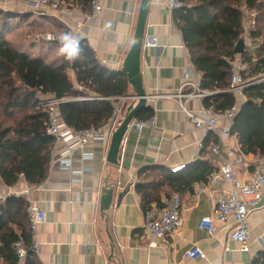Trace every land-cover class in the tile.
Returning a JSON list of instances; mask_svg holds the SVG:
<instances>
[{"label":"crops","instance_id":"obj_1","mask_svg":"<svg viewBox=\"0 0 264 264\" xmlns=\"http://www.w3.org/2000/svg\"><path fill=\"white\" fill-rule=\"evenodd\" d=\"M97 2L102 5V11L89 18L75 6H72L74 17L64 15L60 5L34 11L26 3L17 5L0 0V9L26 13L20 21L24 22V52L31 56L58 63L63 53L57 36L78 26L81 39L88 43L100 64L120 70L131 42L140 0ZM172 12L165 0H150L145 34L156 35L158 45L142 47L140 70L147 96L145 106L151 108L155 126H144L140 131L134 125L128 126L117 165L106 159L111 137L89 141L72 156L71 169L81 173H73L57 162L50 163L43 180L44 188L31 191L28 199L24 197L45 212L44 221L36 226L34 233L30 232L31 241L34 239L37 243L33 251L37 264H264V198L248 217V251H241L239 243L230 239L226 230L210 235L198 228L199 219L209 214L215 195L214 189L198 187L226 156L221 152L212 153L216 137L195 128L180 110L178 101L165 96L176 93L186 80L200 78L172 21ZM46 34L55 35V39L46 40ZM68 73L75 79L73 70ZM130 94L134 91L129 85ZM235 97L239 106L244 97ZM203 98L189 99L185 105L198 112L204 105ZM135 103L124 102L123 115ZM218 126L225 127L226 121L219 120ZM224 144L233 153L240 152L233 134ZM64 149V143L54 140L51 159L57 158ZM81 151L90 153L91 157L82 159ZM243 155L246 162L236 167L235 177L246 180L252 170L249 161L257 155ZM181 163L185 164L181 171L170 172L171 167ZM143 168L145 172L138 175ZM164 171L173 180L163 185L160 203L177 194L182 205V222L170 236L154 240L143 230L145 213L135 184L159 180ZM29 186L22 179L6 190L23 191ZM229 186L223 182L217 184L222 189ZM108 187L113 188L111 202L102 214L100 199L103 189ZM150 242L155 244L149 246ZM194 243L204 251V258L185 257Z\"/></svg>","mask_w":264,"mask_h":264},{"label":"trees","instance_id":"obj_2","mask_svg":"<svg viewBox=\"0 0 264 264\" xmlns=\"http://www.w3.org/2000/svg\"><path fill=\"white\" fill-rule=\"evenodd\" d=\"M58 1L60 6L67 4L82 12L90 11L91 0ZM183 1L190 7L173 10L172 21L200 75L199 87L214 92L203 98V104L217 113L236 105V97L226 90L231 74L229 59L235 55L234 45L243 33L242 6L256 12L257 28L250 31V36L261 38V43L242 54L246 62L242 77L251 84L242 91L245 100L237 106L230 133L236 137L241 153L264 157V0ZM24 16L26 13L0 9V181L7 187L22 179L34 185L48 175L55 139L46 133L47 114L37 106L38 92L56 98L93 97L59 105L65 123L87 128L103 125L112 111L113 102L107 98L127 95L129 87L126 74L101 65L84 39L79 40L80 51L75 59L70 60L63 53L56 64L18 49L7 35L11 21ZM69 70L75 72V79L69 76ZM74 82L83 88L79 90ZM151 115V108L144 106L135 117L147 119ZM143 172L144 168L138 175ZM171 180L173 177L164 171L159 180L135 184L144 213L160 203L161 189ZM27 204L24 196L15 195L0 203L2 264H16L11 243L17 231L27 245L31 242ZM25 264H37L32 250H28Z\"/></svg>","mask_w":264,"mask_h":264},{"label":"built area","instance_id":"obj_3","mask_svg":"<svg viewBox=\"0 0 264 264\" xmlns=\"http://www.w3.org/2000/svg\"><path fill=\"white\" fill-rule=\"evenodd\" d=\"M17 2L26 3L32 10L39 11L45 6L59 5L58 0H15ZM166 7L173 11L183 6L190 7V3L183 0H165ZM102 5L97 0H91L90 11L86 13V18L96 16L101 13ZM64 15L74 17L75 11L72 6L61 8ZM243 11V33L245 51H253L255 49L248 30H251L255 23V12L248 11L242 6ZM245 16V18H244ZM68 34L72 39L79 40L82 38L79 27L72 29ZM46 40H54L55 35H44ZM58 39L61 36H57ZM56 38V39H57ZM158 45V38L154 34H144L142 47L152 48ZM72 60V59H70ZM231 69L230 82L226 91L236 95L245 96L242 91L251 84L249 79L242 77V73L246 68V62L242 54H237L229 59ZM199 79L186 80L183 82L178 91L174 94L165 95L178 101L180 110L185 114L195 128L204 129L206 132L212 133L217 142L211 146L212 153H223L225 158L219 163L217 168L211 171L203 184L199 185V189H214L215 195L210 202V212L202 216L198 222V228L215 235L220 230H226L230 239L239 243L241 251L249 250L248 240V217L255 211L259 203L264 198V157L255 156L249 163L252 170L248 179H239L235 177L236 167L245 163L246 159L241 152L233 153L231 149L224 144V140L231 137L230 127L233 124V118L237 110L236 105L221 113H217L213 107L201 105L198 112L188 109L185 102L189 99H202L205 96L212 95L214 92L202 90L199 87ZM190 88V90H186ZM79 90L83 87L78 86ZM158 95H156L157 97ZM147 97V96H146ZM93 97H63L56 98L51 94H39L37 96V106L47 114L45 122L46 133L53 136L56 141L65 144V149L60 152L59 156L51 159V164L57 162L60 167L70 169L73 173H81L82 171H73L71 169V161L73 153L76 149L82 150L89 141L95 139H104L106 136L111 137L113 131L118 127L123 119L124 102L136 101L138 98L134 94L120 95L108 97L113 102L112 111L108 119L101 126H89L87 128H75L65 123L59 112V105L68 101L85 100ZM242 101V102H243ZM237 102V101H236ZM226 121L225 127H219V120ZM129 125H134L137 130H141L144 126H155V117L151 115L147 119L133 118ZM90 153L81 151V158L88 159ZM185 164L181 163L170 168L171 173H177L184 168ZM223 182L228 183V189L217 187V184ZM10 188L2 184L0 181V203L7 196H24L29 198L31 191L42 190L44 182L41 181L34 185H30L23 191L6 190ZM26 206V215L29 222L30 232L34 233L36 226L45 219V212L33 205L29 201ZM181 209L182 205L177 194H173L163 200L160 204L152 205V207L144 214L143 230L147 236L154 240H162L170 236L181 225ZM155 242H150L149 246H153ZM11 247L16 256V264H25L28 250L34 251L37 243L33 239L29 245L26 244L23 235L17 231L16 239L11 243ZM185 257L190 259H202L205 257L204 251L194 243L186 252Z\"/></svg>","mask_w":264,"mask_h":264},{"label":"water","instance_id":"obj_4","mask_svg":"<svg viewBox=\"0 0 264 264\" xmlns=\"http://www.w3.org/2000/svg\"><path fill=\"white\" fill-rule=\"evenodd\" d=\"M149 4L150 0H140L139 2L131 42L120 69L126 74L128 83L132 87L134 95L137 96L138 99L136 100V103L134 105L130 104L126 108L123 119L111 135L106 159L108 162L114 165L118 164V153L120 145L131 120L135 118L138 111L141 110V108L144 107L146 103V93L143 88L140 70V58ZM234 52L237 54H243L245 52L243 37H240L239 40L235 43ZM112 192V187L104 188L102 191L100 199V211L102 214H104V211L107 210L110 206Z\"/></svg>","mask_w":264,"mask_h":264},{"label":"rangeland","instance_id":"obj_5","mask_svg":"<svg viewBox=\"0 0 264 264\" xmlns=\"http://www.w3.org/2000/svg\"><path fill=\"white\" fill-rule=\"evenodd\" d=\"M9 2H12V3H14V4H20V3H22V2H17V1H15V0H8ZM23 4V3H22ZM24 5V4H23ZM70 5H67V4H63L62 6H61V8H64V7H69ZM244 18H245V16H244ZM244 20V19H243ZM255 20H256V12H255ZM12 28H11V30H10V32L8 33V35H7V38H8V40H10L11 42H13L14 43V45H16L17 46V48L18 49H20V50H22V51H24L25 49H24V34H25V32H24V22H21L20 21V19L19 18H15V19H13L12 21ZM257 28V26H256V23H255V25H254V27L251 29V30H253V29H256ZM251 30H248V33H250V31ZM242 37V36H241ZM253 41H254V43H256L255 44V49L258 47V45L261 43V38H257L256 40L255 39H252ZM257 46V47H256ZM254 49V50H255ZM207 91V90H206ZM39 94H41L40 92H38L37 94H36V96H38ZM124 116V115H123ZM0 264H2L1 262H0Z\"/></svg>","mask_w":264,"mask_h":264},{"label":"clouds","instance_id":"obj_6","mask_svg":"<svg viewBox=\"0 0 264 264\" xmlns=\"http://www.w3.org/2000/svg\"><path fill=\"white\" fill-rule=\"evenodd\" d=\"M62 48L61 52L65 53L68 59H75L79 55V42L72 39L68 34L61 36Z\"/></svg>","mask_w":264,"mask_h":264}]
</instances>
